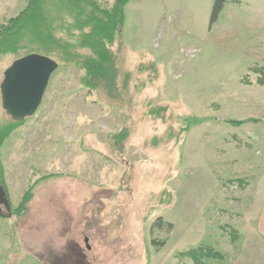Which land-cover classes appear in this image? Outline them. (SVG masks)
Returning a JSON list of instances; mask_svg holds the SVG:
<instances>
[{"label": "rangeland", "instance_id": "1", "mask_svg": "<svg viewBox=\"0 0 264 264\" xmlns=\"http://www.w3.org/2000/svg\"><path fill=\"white\" fill-rule=\"evenodd\" d=\"M234 1L209 25L213 0H128L112 96L58 64L0 148V264H192L199 247L202 264H231L244 212L264 207V0ZM25 4L0 0V24ZM25 52L0 56V83Z\"/></svg>", "mask_w": 264, "mask_h": 264}, {"label": "trees", "instance_id": "2", "mask_svg": "<svg viewBox=\"0 0 264 264\" xmlns=\"http://www.w3.org/2000/svg\"><path fill=\"white\" fill-rule=\"evenodd\" d=\"M128 0H26L25 7L16 15L0 24V56L17 54L21 49L57 58L59 64L73 65L83 71L81 85L92 91L98 87L106 90L108 96L117 91L118 47L124 23V6ZM226 0H213L209 25L215 23ZM116 47V48H117ZM21 55V56H22ZM20 57V56H19ZM18 121L0 122V148L5 138L19 124ZM121 133V132H120ZM118 133L116 135H122ZM115 135V136H116ZM4 167L0 159V182ZM43 178H46L45 176ZM42 178V179H43ZM39 179L30 182L23 191L15 208V214H24L29 209L35 185ZM3 183V182H2ZM2 205L13 213L7 190L0 185V216ZM11 209V211H10ZM160 228L172 223L159 217L154 222ZM164 223V224H163ZM232 238L237 236L231 231ZM183 252L192 264H202L199 250ZM201 253V252H200ZM217 259L222 254L208 249L207 257Z\"/></svg>", "mask_w": 264, "mask_h": 264}, {"label": "water", "instance_id": "3", "mask_svg": "<svg viewBox=\"0 0 264 264\" xmlns=\"http://www.w3.org/2000/svg\"><path fill=\"white\" fill-rule=\"evenodd\" d=\"M57 66L48 56L29 53L13 60L4 70L0 83L1 108L13 121L33 115Z\"/></svg>", "mask_w": 264, "mask_h": 264}, {"label": "crops", "instance_id": "4", "mask_svg": "<svg viewBox=\"0 0 264 264\" xmlns=\"http://www.w3.org/2000/svg\"><path fill=\"white\" fill-rule=\"evenodd\" d=\"M234 2H239L235 0ZM247 2V1H245ZM227 2L225 3L223 9H225ZM264 39V38H263ZM264 41V40H263ZM256 71L260 70L254 66ZM245 78L248 80V85L252 86V80L243 76L241 80ZM264 72L254 73L253 79L254 81H258V83H263L264 80ZM238 121H243L239 119ZM245 121V120H244ZM256 191H248V194L252 195V197H256ZM261 194H259V197ZM258 197V198H259ZM257 198V197H256ZM255 212L245 211L244 212V220L247 223L244 229V235L241 244L239 243L237 249H235L234 253L231 255V264H264V207H258ZM250 215H255L259 222L257 225L253 227V220L250 218Z\"/></svg>", "mask_w": 264, "mask_h": 264}, {"label": "flooded vegetation", "instance_id": "5", "mask_svg": "<svg viewBox=\"0 0 264 264\" xmlns=\"http://www.w3.org/2000/svg\"><path fill=\"white\" fill-rule=\"evenodd\" d=\"M87 237L86 236H84V240H83V242L85 243V246L87 247L88 246V244H87ZM89 248V247H88Z\"/></svg>", "mask_w": 264, "mask_h": 264}]
</instances>
